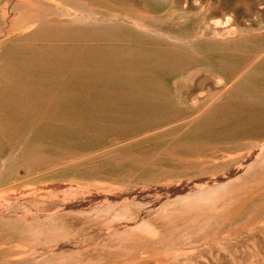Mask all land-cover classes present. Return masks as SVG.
<instances>
[{
    "label": "rangeland",
    "instance_id": "obj_1",
    "mask_svg": "<svg viewBox=\"0 0 264 264\" xmlns=\"http://www.w3.org/2000/svg\"><path fill=\"white\" fill-rule=\"evenodd\" d=\"M21 1L0 264H264V0Z\"/></svg>",
    "mask_w": 264,
    "mask_h": 264
},
{
    "label": "bare ground",
    "instance_id": "obj_2",
    "mask_svg": "<svg viewBox=\"0 0 264 264\" xmlns=\"http://www.w3.org/2000/svg\"><path fill=\"white\" fill-rule=\"evenodd\" d=\"M23 1V0H22ZM22 1H21V3H22ZM18 2V1H17ZM24 3H26V2H24ZM205 3H207V2H205ZM210 4H211V2H209ZM208 3V4H209ZM8 4V3H7ZM27 4V3H26ZM200 4V3H199ZM207 4V5H208ZM8 6V5H7ZM22 6V5H21ZM11 7V6H10ZM7 8V7H6ZM5 8V9H6ZM10 9V8H9ZM200 9V8H199ZM207 9V8H206ZM89 12V11H88ZM200 12H202V9H201V11ZM8 13V12H7ZM3 17H4V14H3ZM1 18V17H0ZM19 19V18H18ZM15 22V21H14ZM18 22V21H17ZM202 22H208V24L209 23H211V24H213L214 26H219V25H221L223 22L220 20V19H218V18H215V17H212V16H209L207 13H205L204 14V16L202 17ZM229 22V21H228ZM5 24V23H4ZM14 24V23H13ZM27 24V23H26ZM24 24H22V26H23ZM7 26V25H6ZM5 26V27H6ZM21 26V25H20ZM26 26V25H25ZM4 27V28H5ZM11 27V26H10ZM24 27V26H23ZM3 28V27H2ZM1 28V29H2ZM7 28V27H6ZM20 30V29H19ZM22 30V29H21ZM23 31H24V29H23ZM7 32H8V30H7ZM1 33V35H3L2 33L3 32H0ZM12 33V32H11ZM12 35V34H11ZM261 146V145H260ZM194 185V184H193ZM195 186H197L196 184H195ZM9 187V186H8ZM11 187V186H10ZM183 189V188H182ZM184 190V189H183ZM186 191V190H185ZM89 200H91V199H89ZM88 199H86V198H83V199H81V200H75V206H79V205H82V204H87V203H89L90 201H89ZM99 199H94V201H98ZM41 203V202H40ZM71 203H73V202H71ZM92 203V202H91ZM86 204L84 205V207L86 206ZM7 207V206H6ZM73 208V207H72ZM76 209V208H75ZM38 219V218H37ZM32 227V226H31Z\"/></svg>",
    "mask_w": 264,
    "mask_h": 264
}]
</instances>
